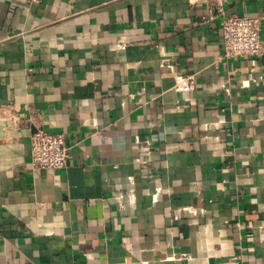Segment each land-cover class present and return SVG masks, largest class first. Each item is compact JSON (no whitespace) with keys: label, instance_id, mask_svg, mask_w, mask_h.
Listing matches in <instances>:
<instances>
[{"label":"crops","instance_id":"obj_1","mask_svg":"<svg viewBox=\"0 0 264 264\" xmlns=\"http://www.w3.org/2000/svg\"><path fill=\"white\" fill-rule=\"evenodd\" d=\"M226 15L264 46V0H0V264H264V52L224 58Z\"/></svg>","mask_w":264,"mask_h":264},{"label":"built area","instance_id":"obj_2","mask_svg":"<svg viewBox=\"0 0 264 264\" xmlns=\"http://www.w3.org/2000/svg\"><path fill=\"white\" fill-rule=\"evenodd\" d=\"M209 15L213 17L212 13ZM221 34L224 58L244 55L258 57L264 52L260 40V20L257 17L226 15L221 21ZM192 87L193 84L189 82L186 88ZM29 146L33 168L52 172L66 163L68 148L63 133L36 129L30 135Z\"/></svg>","mask_w":264,"mask_h":264}]
</instances>
